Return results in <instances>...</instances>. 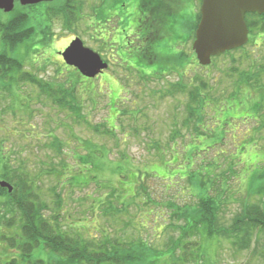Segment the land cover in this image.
<instances>
[{
    "label": "rangeland",
    "instance_id": "rangeland-1",
    "mask_svg": "<svg viewBox=\"0 0 264 264\" xmlns=\"http://www.w3.org/2000/svg\"><path fill=\"white\" fill-rule=\"evenodd\" d=\"M92 3L87 0L82 21L63 26L56 20L50 32L36 24L32 12L25 15L21 32L27 30L32 38L10 55L21 61L24 73L69 94L74 90L81 116L59 108L37 85L0 81V153L12 171L36 181L47 217L60 215L67 233L86 240L133 248L146 257L162 255L184 226L170 217L172 210L198 203L201 184H195V172L210 173L209 168L208 178L225 190L221 221L230 227L243 208L263 201L254 189L264 186V109L258 115L254 105H264V33L207 67L192 57L183 72L154 66L142 73L145 79L140 73L117 71L89 79L65 63L66 50L59 51L78 35L87 48L118 54L99 44L100 33L91 26ZM20 12L10 20H20ZM35 33L48 34L47 39L40 42ZM102 35L107 38L108 32ZM3 48L0 40V53ZM183 50L192 55L191 43ZM177 53L173 48L167 52ZM232 64L239 72L257 74L258 83L237 85L242 76L230 77ZM198 79L209 86L201 93L207 101L204 117L193 124L201 123L200 133L193 125L183 127L188 93L164 96L179 82L190 91ZM104 124L113 135L104 134ZM210 191L214 195L217 190ZM5 202L0 199V212H13ZM253 240L248 251L233 240L221 238L218 246L213 240L207 243L208 262L264 264L263 248Z\"/></svg>",
    "mask_w": 264,
    "mask_h": 264
},
{
    "label": "trees",
    "instance_id": "trees-1",
    "mask_svg": "<svg viewBox=\"0 0 264 264\" xmlns=\"http://www.w3.org/2000/svg\"><path fill=\"white\" fill-rule=\"evenodd\" d=\"M10 17L12 14L8 15L7 19L3 18L5 21L0 17V40L4 47L0 53V81L18 84L30 82L37 85L41 90L40 93L49 97L59 108L76 113L80 117L74 90L69 94L70 90L64 87L55 88L28 72L24 73L21 61L11 56L23 44L22 42L28 41L32 36L27 30L21 32L20 25L23 24L24 19L10 20ZM252 21L248 22L251 30L264 31V15L259 20ZM231 54L227 53V55ZM216 60L218 58H214V61ZM159 61L164 64L178 65L191 62L189 55L185 53L175 58L168 55L159 57ZM232 61L236 62L234 58ZM231 72H233L231 78L236 73L241 74L242 78L237 84L241 86L243 84L251 86V80L255 77L239 72L235 68ZM146 78L151 77L146 76ZM197 81L199 84L190 91L187 85L179 82L172 86V90L164 93L165 96L176 92L188 93L190 102L188 117L183 121L184 128H189L196 119L204 117L207 101L201 93L208 90L209 86L202 79ZM9 89H11L10 85ZM254 106L255 113L258 115L264 109L262 102ZM199 124L201 125V123L193 125L196 129L193 131L196 133H200ZM104 127V134H112L108 126ZM96 131L101 132V130ZM209 169L210 173L195 172V175L199 177L195 184H201L198 203L193 208H189L190 210L186 205L172 210L170 217L184 224L178 228L180 231L178 237L169 240L162 255L152 254L149 258L143 252L140 253L138 250L135 252L136 249L133 248L125 249L119 245L109 247L107 242L99 244L95 240H86L80 235L67 233L61 226L60 215L47 217L49 212H45L46 207L36 191V181L29 179L27 175L18 174L20 172L16 170L12 171L8 158L0 153V182H8L13 188L10 193L8 188L0 186V199L8 201L3 205H10L13 211L0 212V264H210L207 259V243L214 240L218 246V240L225 238L239 242L241 248L248 251L255 237L257 244L263 248L260 257L264 259V186L259 185L254 189L255 195L263 196L262 203L243 208L233 219V225L227 227L221 221L225 190L221 188L219 190L220 182L217 179L208 178L212 172V169ZM12 174L17 180L12 177ZM206 177L207 180H204ZM191 178L193 179V176ZM206 188L209 189L206 191ZM210 188L216 189V194L211 195ZM16 215L19 216L18 222L15 220ZM11 252L14 255L11 256ZM254 257L256 256L253 255L251 259ZM246 262L248 264V261Z\"/></svg>",
    "mask_w": 264,
    "mask_h": 264
},
{
    "label": "flooded vegetation",
    "instance_id": "flooded-vegetation-1",
    "mask_svg": "<svg viewBox=\"0 0 264 264\" xmlns=\"http://www.w3.org/2000/svg\"><path fill=\"white\" fill-rule=\"evenodd\" d=\"M86 3L87 0H52L24 7L16 2L13 12L21 11V19H25V15L32 12L36 24L39 27L43 25L50 32L53 30L52 23L56 20L62 25L72 20L82 21ZM91 5V26H95L96 32L100 33L97 38L99 44L102 43L112 52L118 53L113 56L105 55L106 51H97L108 65L101 75L115 71L142 74L154 66L176 67L183 72L190 67L189 64H164L159 61V57L167 56L172 48L178 52L174 56L168 55L172 58L181 53L193 57V42L201 22L202 0H93ZM2 14L0 11V15ZM255 15L257 14H247L246 19L254 20ZM104 31L108 32L107 38L102 35ZM46 35L34 34L40 42L47 39ZM76 36L78 35L69 36V43L59 52L65 51L79 38ZM249 37L254 35L250 33ZM52 38L55 40L57 36ZM189 43L192 46V55L183 50ZM104 46L100 45V48L106 50ZM121 61L124 64H118Z\"/></svg>",
    "mask_w": 264,
    "mask_h": 264
},
{
    "label": "water",
    "instance_id": "water-1",
    "mask_svg": "<svg viewBox=\"0 0 264 264\" xmlns=\"http://www.w3.org/2000/svg\"><path fill=\"white\" fill-rule=\"evenodd\" d=\"M52 0H0V11L12 13L16 2L29 7ZM202 19L193 45L200 65L209 66L212 59L247 44L249 30L245 22L248 13L264 14V0H203ZM65 63L76 68L86 78L93 79L107 69L100 55L76 39L62 54ZM11 193L7 182L0 183Z\"/></svg>",
    "mask_w": 264,
    "mask_h": 264
}]
</instances>
